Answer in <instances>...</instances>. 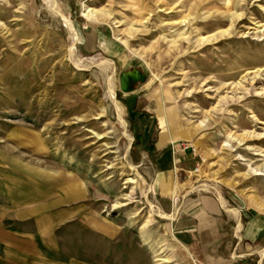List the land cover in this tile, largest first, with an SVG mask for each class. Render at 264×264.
Listing matches in <instances>:
<instances>
[{"label":"rangeland","instance_id":"1","mask_svg":"<svg viewBox=\"0 0 264 264\" xmlns=\"http://www.w3.org/2000/svg\"><path fill=\"white\" fill-rule=\"evenodd\" d=\"M53 1L76 37L50 1L0 0V217L30 242L0 264H220L160 217L141 133L176 117L199 155L179 175L197 182L190 199L264 218V0ZM134 70L133 96L120 77Z\"/></svg>","mask_w":264,"mask_h":264},{"label":"crops","instance_id":"2","mask_svg":"<svg viewBox=\"0 0 264 264\" xmlns=\"http://www.w3.org/2000/svg\"><path fill=\"white\" fill-rule=\"evenodd\" d=\"M104 41L101 45L110 48ZM131 94L134 96L136 93L134 91ZM144 111L147 112V109L134 105L131 114L140 116ZM148 118L141 133L143 143L146 140L144 153L151 158L159 193L162 194L160 207L166 215L171 216L169 218L177 242L183 247L195 249L203 257L221 259L220 264H226L228 260L225 259H231L232 264H264V218H245L244 211L237 208L233 210L238 217L230 214L213 195L190 199L191 193H195L197 182L192 179L180 182L179 175L196 171L199 155L190 146L179 143L182 137L177 132L179 124L176 117L161 116L158 125L154 122L152 125V116ZM186 135L190 137L191 134L189 132ZM223 200L227 206H231L225 196ZM8 212L3 215L4 220ZM15 220L20 222L21 218L15 217ZM26 236V232H13L5 228L3 217H0L1 251H25L28 256L26 251L29 250L30 242Z\"/></svg>","mask_w":264,"mask_h":264},{"label":"bare ground","instance_id":"3","mask_svg":"<svg viewBox=\"0 0 264 264\" xmlns=\"http://www.w3.org/2000/svg\"><path fill=\"white\" fill-rule=\"evenodd\" d=\"M47 1L48 2L50 1L52 3V5H51L52 10L61 18V20L63 22H65L68 25V29L70 30L71 34L74 37H76V34H75L74 29L72 27V22H71L70 18L63 13V11L60 9V6L55 1H53V0H47ZM82 6H83L82 7V17L86 18L88 21H91V19H96L97 18L98 14L92 8H90L89 6H87L84 3L82 4ZM73 51H74V46L71 48V52H73ZM104 63H110V62L109 61H107V62L104 61ZM104 63H100L99 65H103ZM111 97H112V99H113V101L115 103V109H116L117 115L119 116L120 121L123 122L124 120L122 119V115H123L122 114V109L120 108V105L115 100V92H114L113 89L111 90ZM125 137L130 141V144H131L132 138L129 135H127V134L125 135ZM129 149H130V147H129ZM126 156H127V154H126ZM199 171L200 170L198 168L196 172H199ZM205 189H206L205 186L200 187V190H205ZM221 202L224 205V208H225V210L228 213L234 214V215L237 216V213L233 210V208H230L229 206H227V204L225 202H223L222 200H221ZM152 206H151V208H152ZM161 216H163V215H161ZM164 218L170 219L169 217H164Z\"/></svg>","mask_w":264,"mask_h":264},{"label":"water","instance_id":"4","mask_svg":"<svg viewBox=\"0 0 264 264\" xmlns=\"http://www.w3.org/2000/svg\"><path fill=\"white\" fill-rule=\"evenodd\" d=\"M121 81V91L124 94H129L134 91V89L131 87L132 84L138 83V82H145V75L141 73V71L134 70L131 72L123 73L120 77Z\"/></svg>","mask_w":264,"mask_h":264},{"label":"trees","instance_id":"5","mask_svg":"<svg viewBox=\"0 0 264 264\" xmlns=\"http://www.w3.org/2000/svg\"><path fill=\"white\" fill-rule=\"evenodd\" d=\"M135 85H136V83L132 84V88H133L134 90H135V88H134V87H135Z\"/></svg>","mask_w":264,"mask_h":264},{"label":"built area","instance_id":"6","mask_svg":"<svg viewBox=\"0 0 264 264\" xmlns=\"http://www.w3.org/2000/svg\"><path fill=\"white\" fill-rule=\"evenodd\" d=\"M87 1H94V0H84V2L86 3ZM197 171V170H196Z\"/></svg>","mask_w":264,"mask_h":264}]
</instances>
